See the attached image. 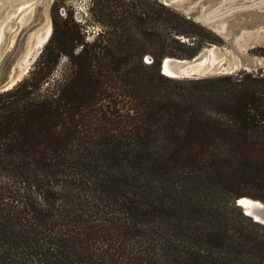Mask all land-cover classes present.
<instances>
[{
    "label": "trees",
    "instance_id": "16d2710c",
    "mask_svg": "<svg viewBox=\"0 0 264 264\" xmlns=\"http://www.w3.org/2000/svg\"><path fill=\"white\" fill-rule=\"evenodd\" d=\"M147 2L94 1L90 42L53 5L27 76L0 92V264H264V225L235 204L264 201V70L161 74L218 37Z\"/></svg>",
    "mask_w": 264,
    "mask_h": 264
},
{
    "label": "rangeland",
    "instance_id": "374dc122",
    "mask_svg": "<svg viewBox=\"0 0 264 264\" xmlns=\"http://www.w3.org/2000/svg\"><path fill=\"white\" fill-rule=\"evenodd\" d=\"M94 1L96 0H26L25 3L16 6L17 8L9 14V26L5 30V51L0 59V86L27 76L34 60L39 55L37 54L38 50H42L51 35L53 5H55L58 16L64 18L71 14L73 20L81 25L85 41L90 42L98 33H101L105 27L98 22L100 21L98 5L94 4ZM124 1L133 2L141 10L150 8L147 0ZM116 5L117 1H110L107 10L119 12L120 9ZM168 7L185 17L188 12H196L199 17L191 18V20L218 37L216 43L204 44L202 48L208 47V45L220 48L221 59L224 55H231L232 46H235L260 63L259 68L252 71L264 70V56L251 51L255 47H264V0H183L177 5L171 4ZM148 26L145 23L139 28L136 24L131 23L128 30L133 33L134 38H137V42L145 46L148 44L147 36L138 35L137 32L142 29L147 30ZM199 33L202 32L199 31ZM180 41L188 44L190 40L182 37ZM142 61L149 63V55L145 54ZM16 67L19 68V73L12 78ZM69 73V65L66 58L62 56L51 75L48 87H51L53 80ZM220 75L227 74L206 77ZM173 79L176 80V78ZM186 79L197 78L189 77L177 80ZM46 85L47 83L44 86ZM0 92L2 91L0 90ZM249 191H253V189H249Z\"/></svg>",
    "mask_w": 264,
    "mask_h": 264
},
{
    "label": "water",
    "instance_id": "95a60500",
    "mask_svg": "<svg viewBox=\"0 0 264 264\" xmlns=\"http://www.w3.org/2000/svg\"><path fill=\"white\" fill-rule=\"evenodd\" d=\"M165 6H169L171 4L177 5L183 0H158ZM186 16L188 18L195 19L196 17H199V15L196 12H188L186 13ZM8 28V27H7ZM4 28L2 31V35L0 36V59L5 51V44H6V29ZM40 47V46H39ZM40 49V48H39ZM211 50V51H208ZM217 51L219 53V57H221V49L217 48L214 45H208V47L200 49L194 56H192L189 59L185 58H175V57H164L158 64V69L161 74L165 75L164 69L168 70L169 73L172 75L170 78H202L206 76H212V75H218V74H232L236 73L240 70L244 71H252L257 68H259V62L250 56H247L245 53H243L242 49L236 48L235 46H232V54L231 55H224L222 56L221 63L218 64V62H213L212 65L209 67L210 71L213 72H207L204 74H196L190 73L189 75H183L181 73V70L187 68V67H194L198 63L202 62L205 67L208 66V58L211 55L210 52ZM41 52V49L38 50L37 54ZM232 59V62L230 61ZM35 61V60H34ZM22 65V64H20ZM225 68V70L223 69ZM16 71L14 73V76L19 73V68H15ZM20 79L13 80L12 82H6L5 84L0 86L1 91H5L9 88H11L13 85L16 84ZM240 198H246L248 201L246 203L240 204L238 203V199ZM235 204L241 209L242 213L248 217H250L253 221L260 223L264 225V201L258 200V199H252L249 197H238L235 199Z\"/></svg>",
    "mask_w": 264,
    "mask_h": 264
},
{
    "label": "bare ground",
    "instance_id": "6f19581e",
    "mask_svg": "<svg viewBox=\"0 0 264 264\" xmlns=\"http://www.w3.org/2000/svg\"><path fill=\"white\" fill-rule=\"evenodd\" d=\"M26 0H0V36L2 35V31L4 28H7L9 26L8 19H9V14L11 11H13L16 6L25 3ZM22 7V6H20ZM211 51V50H208ZM211 55L208 58V66L205 67V65L202 66L204 63L203 61L195 65L193 68L192 67H187L183 70H181V73L183 75H189L190 73H196V74H204L207 72H213L209 70V67L212 65L213 62H218L221 63L219 53L217 51L215 52H210ZM232 62V59L230 60ZM225 70V68H223ZM164 73L168 75V77H171L172 75L169 73L168 70L164 69ZM13 81V80H12ZM248 201L246 198H240L238 199V203L243 204Z\"/></svg>",
    "mask_w": 264,
    "mask_h": 264
}]
</instances>
